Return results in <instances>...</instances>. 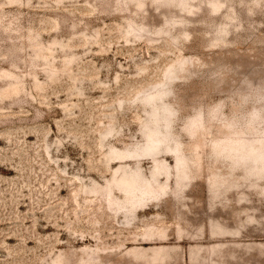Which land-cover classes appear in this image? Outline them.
Returning a JSON list of instances; mask_svg holds the SVG:
<instances>
[{
	"label": "rangeland",
	"instance_id": "obj_1",
	"mask_svg": "<svg viewBox=\"0 0 264 264\" xmlns=\"http://www.w3.org/2000/svg\"><path fill=\"white\" fill-rule=\"evenodd\" d=\"M0 264H264V0H0Z\"/></svg>",
	"mask_w": 264,
	"mask_h": 264
},
{
	"label": "bare ground",
	"instance_id": "obj_2",
	"mask_svg": "<svg viewBox=\"0 0 264 264\" xmlns=\"http://www.w3.org/2000/svg\"><path fill=\"white\" fill-rule=\"evenodd\" d=\"M246 153H247V152H245V154H246ZM134 183H135V181H131V184H130V185L132 186V185H134Z\"/></svg>",
	"mask_w": 264,
	"mask_h": 264
}]
</instances>
